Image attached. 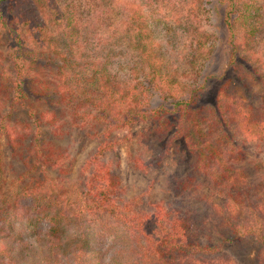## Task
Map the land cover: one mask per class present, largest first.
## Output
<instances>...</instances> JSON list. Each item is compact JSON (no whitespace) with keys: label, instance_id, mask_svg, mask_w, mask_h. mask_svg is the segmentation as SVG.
Masks as SVG:
<instances>
[{"label":"trees","instance_id":"obj_1","mask_svg":"<svg viewBox=\"0 0 264 264\" xmlns=\"http://www.w3.org/2000/svg\"><path fill=\"white\" fill-rule=\"evenodd\" d=\"M4 1L0 0V26L9 36L12 60L0 64V89L9 98L10 106L15 100L24 106L21 99L27 89L31 88L41 97L45 89L48 90V84L39 80L35 48L29 46L19 20H8L1 14ZM218 2L225 5L222 21L232 37H235L233 29L236 27L239 32L243 30L246 39H255L260 24L254 22L255 6L248 3L252 1ZM71 10L62 14L65 53L62 51V65L56 67L50 91L57 93L67 119H59L53 111L37 112L32 106H29L24 128L7 125L6 114L0 117V131L7 133L12 146L33 133L34 142L30 141L27 147L36 157L10 189L0 190V264H235L232 256L223 254L225 252L218 254L217 248L202 244L206 216L200 219L197 211L182 201L197 198L204 184H208L214 194L223 196V201L215 204V208L221 211L225 226L233 235L225 241L254 236L259 243L257 264H264V230L262 224H254L262 222V201L255 195L250 202L246 193L250 187L248 177L241 169L233 167V150L224 143L223 137L211 135L206 129L209 119L206 113L194 110L192 100L178 93L176 79L161 71L162 55L160 51L157 53L148 25L137 7L124 19L125 34H131L130 42L134 43L138 57L144 62L148 60L152 74L144 84L139 80L138 84L121 89L110 84L109 45L104 46L102 58L82 63L74 60L81 49L83 23ZM19 14L21 17L23 12ZM28 15L30 17V13ZM27 28L33 30L29 24ZM236 49H230L232 64ZM148 90L151 93L146 95ZM228 90L227 85H223L217 91L218 118L237 135L264 145V106L255 110ZM157 92L163 98L172 99L171 110L163 104L151 106L149 98ZM1 106L2 99L0 109ZM168 113L178 115L177 134L195 155V161L189 176L173 187L175 197L181 198L179 205L168 210L156 203L152 211L146 212L138 209L137 198L124 197L125 186L119 176L99 157L121 143L119 138L110 136L111 132ZM96 124H101L102 128L92 136L100 134L102 140L81 168L83 188L67 190L63 180L49 178L46 173L53 168L60 173L67 172L65 151L61 153L50 142L41 141L38 132L49 125L54 136L63 138L76 127L92 129ZM163 126L161 122L160 127ZM42 149L46 151L43 153ZM136 161L144 167L140 159ZM160 163L161 158H158L155 164ZM37 170L40 175H33ZM243 209L248 210L244 224L239 221Z\"/></svg>","mask_w":264,"mask_h":264},{"label":"rangeland","instance_id":"obj_2","mask_svg":"<svg viewBox=\"0 0 264 264\" xmlns=\"http://www.w3.org/2000/svg\"><path fill=\"white\" fill-rule=\"evenodd\" d=\"M251 1L248 3L255 6L254 22L260 24L255 39H246L243 30L239 32L236 27L233 29L235 37H232L222 21L225 5L218 0H6L2 4L1 14L8 20H19L29 46L35 48L39 80L47 82L48 90L45 89L46 93L40 97L31 88L27 89L21 99L25 105L21 106L15 100L10 106L9 98L0 89V117L6 114L4 122L7 125L24 128L29 106H32L37 112L53 111L59 119H67L66 111L58 103L57 93L50 91L55 82L52 78L56 67L62 65V51L65 53L62 48L65 24L62 14L71 9L74 17L83 23L79 41L81 49L74 60L82 63L83 60L102 58L104 46L109 45L111 58L108 74L113 87L121 89L122 86L138 84L139 80L142 84L148 81L152 74L151 66L148 60L144 62L138 57L134 43L129 40L131 34H125L127 25L124 19L132 12V8L137 7L148 25L157 53L160 51L162 55L161 71L176 79L178 93L192 100L191 107L194 110L206 113L209 117L206 129L211 135L223 137L224 143L233 150V167L241 169L248 177L250 187L246 193L249 194L250 202L255 199V195L262 201V222L255 221L254 224H262L264 230L263 142L244 139L233 129L225 127L215 107L217 91L223 85H227L228 91L240 102L255 110H261L264 106V0ZM21 11L23 14L20 17ZM28 24L33 30L27 28ZM8 38L7 32L0 26L2 65L12 60ZM231 47H237L234 64L229 60ZM140 86L137 85V88ZM146 92V95L151 93L150 90ZM149 101L154 107L163 104L166 108H172V99L161 97L159 92L151 96ZM177 116L168 113L164 117L137 121L129 128L111 132L110 136L119 138L121 143L105 153V156L99 157L112 173L119 176L125 186L124 197L137 198L139 210L152 211L156 203L171 210L181 201L180 197H175L173 187L189 176L195 155L185 147L177 134ZM161 122L163 128L160 127ZM101 128V124H96L92 129L89 126L76 127L69 136L62 138L52 134L51 126L42 127L38 138L50 142L61 153L64 150L66 155L64 168L67 172L60 173L53 168L46 171L47 176L63 180L67 190L82 189L81 168L101 142L102 135L92 136ZM29 138L12 146L7 133L0 131V190L10 189L16 178L36 160L27 147L30 141L34 142L33 133ZM158 158H161V163L156 165ZM138 159L144 167L138 165ZM33 175L40 174L37 170ZM182 201L194 208L200 219L206 216L201 237L203 245L217 248L218 254L225 252L223 254L232 256L236 259L235 264H257L259 243L254 236L225 241V238L233 235L225 226L223 214L215 208V204L223 201V196L214 194L211 187L204 184L197 198ZM246 211L243 209L239 213L242 224L248 217Z\"/></svg>","mask_w":264,"mask_h":264}]
</instances>
